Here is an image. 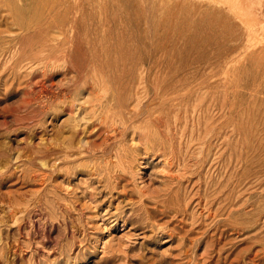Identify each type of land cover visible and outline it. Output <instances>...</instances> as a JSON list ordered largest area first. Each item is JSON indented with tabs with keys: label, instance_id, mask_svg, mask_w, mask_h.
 Here are the masks:
<instances>
[{
	"label": "rangeland",
	"instance_id": "obj_1",
	"mask_svg": "<svg viewBox=\"0 0 264 264\" xmlns=\"http://www.w3.org/2000/svg\"><path fill=\"white\" fill-rule=\"evenodd\" d=\"M252 2L0 0V264H264Z\"/></svg>",
	"mask_w": 264,
	"mask_h": 264
},
{
	"label": "bare ground",
	"instance_id": "obj_2",
	"mask_svg": "<svg viewBox=\"0 0 264 264\" xmlns=\"http://www.w3.org/2000/svg\"><path fill=\"white\" fill-rule=\"evenodd\" d=\"M244 2H246V4H250V5H252V8H255L254 7V3L252 2V0H243ZM243 4V3H242ZM257 7V6H256ZM251 9V8H250ZM257 9V8H256ZM248 10H249V8H248ZM251 11V10H250ZM253 11V10H252ZM252 11H251V13H252ZM260 11V10H259ZM256 13V12H255ZM257 14V13H256ZM255 17V16H254ZM258 21V20H257ZM29 32V31H28ZM40 36V35H39ZM35 37H36V35H35ZM39 38V37H38ZM35 39V38H34ZM22 47V46H21ZM27 50V49H26ZM28 55H29V53H28ZM36 55V54H35ZM31 57V56H30ZM22 60H24V58L22 59ZM25 64V63H24ZM21 67V66H20ZM86 82L87 81H85V82H82V85L81 86H85L86 85ZM91 84H93V86H94V89H95V102H94V104H92V102H91V106H90V108L92 107L93 109H95V110H93L92 111V116L94 117V119L96 118L97 119V122H98V120H100V122L104 119L103 118V115L106 113H108L110 110H112V111H114V114L116 113V115L118 116V120L117 121H119V122H121L120 121V119L121 120H124L126 117V115H131L132 114V112H133V107L138 103V101H139V96H138V86H137V89L135 88V86L134 87H132L131 89H130V91H129V93H126V94H124V97L123 98H116V100H115V106L113 107V108H107V110L105 109V105H107L108 104V106H109V101H111L112 100V97L110 96L109 98H107L106 97V95L107 94H105L106 92V87H107V84H106V82L105 81H102L101 79L100 80H93V81H91ZM140 93V92H139ZM118 97V96H117ZM143 97V96H142ZM113 101V104H114V100H112ZM111 101V102H112ZM87 104V103H86ZM85 103L84 104H82V107L80 106V108L81 109H86V107H85V105H86ZM111 104V103H110ZM84 106V107H83ZM87 106V105H86ZM140 106V105H139ZM78 108V107H77ZM91 108V109H92ZM83 112H84V110H83ZM103 112H105V113H103ZM113 113V112H112ZM110 114V113H109ZM108 115V114H107ZM92 116H91V118H92ZM157 116V115H156ZM104 117H108V116H104ZM110 117V116H109ZM125 117V118H124ZM90 118V117H89ZM90 118V119H91ZM90 119H88V120H90ZM93 119V120H94ZM108 119V118H107ZM113 120V119H112ZM90 121H92V120H90ZM89 121V123H91ZM115 122V121H114ZM149 122H150V120H149ZM106 122H104V124H105ZM123 123H124V121H123ZM102 124V123H101ZM111 124V123H110ZM119 125H120V123H119ZM111 126H114L113 124L111 125ZM111 128V127H110ZM113 128V133H115L117 130L114 128V127H112ZM106 130V129H105ZM112 133V134H113ZM167 138V137H166Z\"/></svg>",
	"mask_w": 264,
	"mask_h": 264
}]
</instances>
